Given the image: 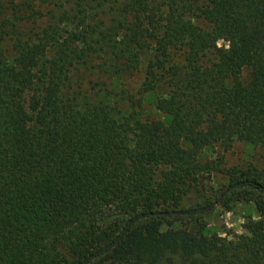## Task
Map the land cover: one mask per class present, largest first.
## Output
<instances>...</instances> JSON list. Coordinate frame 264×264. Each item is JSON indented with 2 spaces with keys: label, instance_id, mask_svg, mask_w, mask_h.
Segmentation results:
<instances>
[{
  "label": "trees",
  "instance_id": "obj_1",
  "mask_svg": "<svg viewBox=\"0 0 264 264\" xmlns=\"http://www.w3.org/2000/svg\"><path fill=\"white\" fill-rule=\"evenodd\" d=\"M236 142L207 210L264 203V0H0V264H264L183 223Z\"/></svg>",
  "mask_w": 264,
  "mask_h": 264
},
{
  "label": "rangeland",
  "instance_id": "obj_2",
  "mask_svg": "<svg viewBox=\"0 0 264 264\" xmlns=\"http://www.w3.org/2000/svg\"><path fill=\"white\" fill-rule=\"evenodd\" d=\"M54 2V0H50ZM220 45L222 42L219 43ZM177 59V57H176ZM143 80V74H137L133 78L128 79V86L132 90H136L141 85ZM155 93H147L144 95V106L146 108L147 115L149 117H156L153 110V104L155 100ZM261 150L255 149L250 145L236 142L232 148L222 153L217 161L218 169L222 172L215 171L209 182L200 184L198 189H193L188 193L183 201L182 207L192 208L199 213L194 217H187L183 219L185 226L196 227L201 223L204 229L211 234H216L227 240L237 241L241 235H251L258 233L264 228V203H256V201L240 200L235 201L233 197H229L224 201H216L210 210L205 208L207 202L211 200L209 197L210 192L219 196L231 183L230 177L225 173L226 170H244L249 165L261 168ZM207 157H216L211 153H206ZM222 200L223 196H219ZM208 198H210L208 200ZM154 226V225H153ZM156 228V227H154ZM165 226L157 228L159 231H164Z\"/></svg>",
  "mask_w": 264,
  "mask_h": 264
},
{
  "label": "water",
  "instance_id": "obj_3",
  "mask_svg": "<svg viewBox=\"0 0 264 264\" xmlns=\"http://www.w3.org/2000/svg\"><path fill=\"white\" fill-rule=\"evenodd\" d=\"M220 199H221V197H220V198H218V200H220ZM214 204H215V203H212V204H211V206H213Z\"/></svg>",
  "mask_w": 264,
  "mask_h": 264
}]
</instances>
